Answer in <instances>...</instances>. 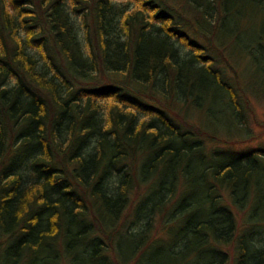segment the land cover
I'll list each match as a JSON object with an SVG mask.
<instances>
[{"label": "trees", "instance_id": "trees-1", "mask_svg": "<svg viewBox=\"0 0 264 264\" xmlns=\"http://www.w3.org/2000/svg\"><path fill=\"white\" fill-rule=\"evenodd\" d=\"M252 97L264 0H0V264H264Z\"/></svg>", "mask_w": 264, "mask_h": 264}, {"label": "rangeland", "instance_id": "rangeland-1", "mask_svg": "<svg viewBox=\"0 0 264 264\" xmlns=\"http://www.w3.org/2000/svg\"><path fill=\"white\" fill-rule=\"evenodd\" d=\"M249 114L248 125L246 126V132L249 137L241 139V136L237 134L239 131H235L233 135L222 132L218 140L220 145L231 144V146H241L264 144V98L252 97ZM235 211L237 212V217L240 218L238 210L235 209Z\"/></svg>", "mask_w": 264, "mask_h": 264}]
</instances>
